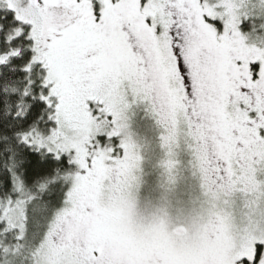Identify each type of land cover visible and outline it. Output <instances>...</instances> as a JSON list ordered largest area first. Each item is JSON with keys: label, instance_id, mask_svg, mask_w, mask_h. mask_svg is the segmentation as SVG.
<instances>
[{"label": "snow or ice", "instance_id": "1", "mask_svg": "<svg viewBox=\"0 0 264 264\" xmlns=\"http://www.w3.org/2000/svg\"><path fill=\"white\" fill-rule=\"evenodd\" d=\"M0 264H264V0H0Z\"/></svg>", "mask_w": 264, "mask_h": 264}, {"label": "rangeland", "instance_id": "2", "mask_svg": "<svg viewBox=\"0 0 264 264\" xmlns=\"http://www.w3.org/2000/svg\"><path fill=\"white\" fill-rule=\"evenodd\" d=\"M145 170L147 173L145 176V185L140 193L141 196V206L143 207V202L146 198H151L153 200L157 199L158 197V190L156 189V182H157V174L152 172L148 165L145 166ZM159 207H167L165 205H158ZM156 206H150L147 210L153 211ZM169 213L173 212V208H168Z\"/></svg>", "mask_w": 264, "mask_h": 264}]
</instances>
